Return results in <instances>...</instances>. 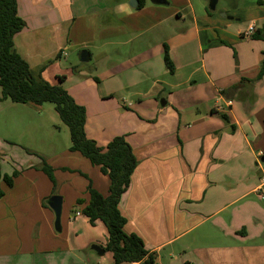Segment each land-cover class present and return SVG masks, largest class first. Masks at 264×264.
I'll return each mask as SVG.
<instances>
[{"label": "crops", "instance_id": "0c3cea01", "mask_svg": "<svg viewBox=\"0 0 264 264\" xmlns=\"http://www.w3.org/2000/svg\"><path fill=\"white\" fill-rule=\"evenodd\" d=\"M128 1L18 0L27 27L15 48L37 79L65 77L89 140L130 144L138 166L119 206L124 230L159 264H264V78L251 82L264 43L246 35L264 29V0H224L218 13L192 0ZM83 51L89 62L71 61ZM69 148L49 159L53 172L28 150L0 159L2 174L18 173L13 188L2 185L0 264H114L93 249L106 247L105 225L82 213L89 185L107 197L110 180Z\"/></svg>", "mask_w": 264, "mask_h": 264}, {"label": "trees", "instance_id": "16d2710c", "mask_svg": "<svg viewBox=\"0 0 264 264\" xmlns=\"http://www.w3.org/2000/svg\"><path fill=\"white\" fill-rule=\"evenodd\" d=\"M139 1V8H143L145 1ZM26 27V22L19 16L18 0H0V101L10 100L17 104L36 106L50 103L55 106L62 123L70 133V152L80 153L93 166L99 167L101 173L108 176L110 180L107 197L102 196L91 184L89 185L90 200L82 211L92 226H96L98 222L105 225L108 242L104 251L113 254L114 264H159L155 254L146 249L144 241L139 236L125 232L127 220L119 209L121 199L129 189L132 175L138 166L132 147L123 136L114 138L106 148L99 147L95 141L87 138L86 109L78 105L61 86L65 77H60L56 85L48 83L41 76L37 79L33 76L29 64L17 52L15 37ZM252 38L264 43V29L255 31ZM164 62L169 72L173 74L175 66L167 50ZM263 78L264 57L257 79L251 82ZM236 89L237 87L233 88V90ZM44 164L49 171L53 172L46 162ZM80 174L86 176L83 173ZM17 177V172L7 175L0 171V199L5 196L2 185L13 188ZM83 203V200H78L76 207L82 206Z\"/></svg>", "mask_w": 264, "mask_h": 264}, {"label": "rangeland", "instance_id": "374dc122", "mask_svg": "<svg viewBox=\"0 0 264 264\" xmlns=\"http://www.w3.org/2000/svg\"><path fill=\"white\" fill-rule=\"evenodd\" d=\"M192 1L196 6L201 5L199 7L206 5L209 10V0ZM130 2L131 0L128 1L129 5ZM223 6L224 0H220L215 12L218 13ZM72 57L71 61L79 63L78 54ZM26 105L13 103L10 100L0 101V159H5L7 155L14 157L25 155L24 152L28 150L32 154L29 160L33 163H41L42 166L43 162L47 163L50 158L55 159L71 146L70 133L53 104L46 103L43 105L44 108L39 109H32ZM42 173L49 179V174ZM38 182L40 186L48 185V182L42 178ZM51 182L54 183V180Z\"/></svg>", "mask_w": 264, "mask_h": 264}, {"label": "water", "instance_id": "95a60500", "mask_svg": "<svg viewBox=\"0 0 264 264\" xmlns=\"http://www.w3.org/2000/svg\"><path fill=\"white\" fill-rule=\"evenodd\" d=\"M156 4L165 5L167 4L166 0H154ZM219 0H209V10L215 11L218 5ZM139 5V0H132L130 2V6L132 8H137ZM79 60L81 62H89V54L86 51H83ZM49 207L54 211L56 216L55 228L57 231H61V216H62V207H63V199L60 196H54L49 200ZM93 249L99 254H104V250L99 246H93Z\"/></svg>", "mask_w": 264, "mask_h": 264}, {"label": "built area", "instance_id": "2783aa9c", "mask_svg": "<svg viewBox=\"0 0 264 264\" xmlns=\"http://www.w3.org/2000/svg\"><path fill=\"white\" fill-rule=\"evenodd\" d=\"M254 34V27H250L248 32L246 33V35L248 36H252ZM257 197L260 200L264 201V179H263V187H261L258 191H257Z\"/></svg>", "mask_w": 264, "mask_h": 264}]
</instances>
